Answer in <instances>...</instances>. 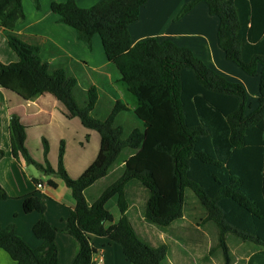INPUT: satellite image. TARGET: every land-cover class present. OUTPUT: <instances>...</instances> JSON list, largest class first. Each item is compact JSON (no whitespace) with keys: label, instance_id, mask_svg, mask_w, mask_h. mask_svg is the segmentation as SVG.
<instances>
[{"label":"trees","instance_id":"trees-1","mask_svg":"<svg viewBox=\"0 0 264 264\" xmlns=\"http://www.w3.org/2000/svg\"><path fill=\"white\" fill-rule=\"evenodd\" d=\"M200 1L219 17L218 42L226 58L249 75L260 72L259 104L249 114L245 86L228 80L190 48L157 38L132 44L129 26L139 19L147 0H103L89 8L75 0L52 2V11L76 29L80 40L91 46L96 34L101 37L108 60L121 74L124 94L142 122V127L127 132L116 120L127 109L125 103L118 102L109 117L100 119L92 114L98 99L92 87L80 105L75 98L77 79L64 68L53 69L38 50L13 33L25 19L22 0H0V26L17 56L10 63L0 60V85L25 101L37 94L53 95L68 117L79 118L101 137L94 162L72 178L63 163L64 142L57 169L48 162L40 164L26 147V126L12 116L13 155L58 175L76 201L65 227L58 228L45 217L34 225L33 233L43 240L38 248H32L14 225L0 226V249L15 264H60L58 232L80 243L72 264H94L97 249L92 236L120 244L132 264H164L168 245L152 247L143 242L127 216L126 193L137 186L146 192L144 216L151 224L166 228L181 219L186 193L192 192L205 210L206 221L217 227L224 264L233 262L228 235L262 247L247 264H264V0H194L181 13ZM34 2L39 6V0ZM44 151H49L46 139ZM4 154L0 150V160ZM117 164L123 165L122 175L89 203L86 190L109 176ZM50 184L57 185L53 180ZM114 197L121 213L116 223L107 208ZM8 198L0 183V200ZM23 208L44 214L46 204L33 195L24 200Z\"/></svg>","mask_w":264,"mask_h":264},{"label":"crops","instance_id":"crops-1","mask_svg":"<svg viewBox=\"0 0 264 264\" xmlns=\"http://www.w3.org/2000/svg\"><path fill=\"white\" fill-rule=\"evenodd\" d=\"M54 1L66 0H39V6L32 0H22L25 19L15 26L13 33L23 43L38 50L53 69L64 68L77 79L75 98L80 105L85 104L87 91L92 87L96 88L98 99L92 111L94 116L106 119L114 106L123 102L127 109L116 115L118 123L127 132L141 127L142 122L134 114V106L127 100L119 82L121 74L108 60L101 37L96 34L91 46L80 40L76 29L63 23L61 17L52 11L51 4ZM75 1L80 7L89 8L103 0ZM193 1L147 0L141 6L139 19L129 26L132 44L148 38H157L159 41L171 40L180 46L188 47L228 80L242 83L247 90L248 99L252 93L258 100L260 72L257 74L258 79L256 75L247 74L226 58L218 42L219 17L211 14L206 2L200 1L188 12L181 13L183 7ZM16 59V53L9 45L7 32L0 26V60L10 63ZM251 76H256L257 79H252ZM255 108L247 104L246 114ZM13 115L18 116L26 126V147L40 164L46 165L48 162L57 169L61 143L64 142L63 163L72 178H78L94 162L100 151L101 137L96 131L86 128L79 118L68 117L63 105L53 95L37 94L25 101L0 85V150L5 152L0 160V183L9 194L8 199L0 200V226L6 228L14 225L17 233L32 248H38L43 244V240L33 233L34 225L45 217L52 225L65 227L76 201L71 188L58 175L47 174L41 167L13 155L10 128ZM44 139L49 144L47 154L44 151ZM69 158H73V161ZM106 178L108 176L99 179L86 190V198L87 194L91 193L90 199L87 198L89 203L98 198L109 185L104 183ZM50 180L57 185L51 186ZM38 184L42 186L39 187ZM137 194L139 193H126L130 201L127 216L135 231L138 229L145 237L161 241L159 245H168L169 252L164 264H194L191 260L194 255L191 245H197V241L200 242V238L204 236L209 237L207 228L217 230L213 222L206 221L205 210L195 194L186 193L183 217L166 228H158L146 220V198L143 196L140 203ZM33 195L41 197L46 204L44 214L24 211V200ZM108 203L107 208L113 213L116 223L121 218L119 207L115 212L108 207ZM135 205H139L136 213L132 212ZM198 230L203 231L199 234L202 237L194 238L193 234ZM230 239L244 243V246L253 244L256 247L244 264H247L253 253L263 249L255 243L241 242L235 236L228 235L230 249ZM56 242L60 264H72L80 251L78 240L66 232H58ZM92 243L97 249L96 256L103 255L101 264H132L120 244L99 236H92ZM231 252L234 262L232 249ZM195 260L197 264H207L208 257L205 262L196 257ZM0 264L15 262L0 249Z\"/></svg>","mask_w":264,"mask_h":264},{"label":"rangeland","instance_id":"rangeland-1","mask_svg":"<svg viewBox=\"0 0 264 264\" xmlns=\"http://www.w3.org/2000/svg\"><path fill=\"white\" fill-rule=\"evenodd\" d=\"M32 2H34V0H32ZM234 65H236V64H234ZM256 76H254V77L251 76V78L254 79V78H256ZM257 78L259 79L258 76H257ZM77 98H78V95H77ZM251 105H253L254 108L256 106H258V100L253 97L252 93H250L249 99H248V106H251ZM69 160L73 161V158H69ZM122 173H123V165L122 164H117L112 169L110 175L108 176V178H106L104 183L105 184L109 183V185H111L112 183H114L122 175ZM132 189H134V190L133 191H129L128 190V193H139V194H137L138 199L136 198L138 200V202L142 198H144L143 196H145V198H146V192L142 188H140L139 186H137L135 188H132ZM187 193H188V195H190V193H192V192L188 191ZM90 196H91V193L87 194V198L88 199H90ZM128 198L129 197H126V199L128 201V204H129L130 201L128 200ZM117 201H118V198L114 197L108 203V207L110 209L114 210L115 212H116L117 207H118ZM140 203H141V201H140ZM138 206L139 205H135L133 207L132 212L136 213L137 210H138ZM207 230H208L209 237L204 236V238H200L201 239L200 242L195 239L198 242L197 245H191V250H192V253L194 254L193 257L191 258V260H192V262L194 264H197V261L195 260V257L201 262H205V260L208 257V260L206 261L207 264H224L223 254H222L221 250L218 249V234H217V230L215 228H211V227L207 228ZM201 233H203L202 230L196 231L193 234L194 238H198L200 236L202 237V235H199ZM136 234L143 242H145L146 244H148L149 246H152V247H155V246L159 245V243L161 242V241H155V240H152V239H149V238L145 237L143 234H141L138 231V229L136 230ZM236 241L237 240H232V239L229 240L231 249L233 250V254H234V256H233L234 257L233 264H244L245 260L249 256V254L252 253L253 250H255L256 247L253 244H247L246 246H244L245 245L244 243H240L239 241H237V242ZM212 249H215V250L212 251ZM216 249H218V250H216ZM211 257H212V259H211Z\"/></svg>","mask_w":264,"mask_h":264},{"label":"built area","instance_id":"built-area-1","mask_svg":"<svg viewBox=\"0 0 264 264\" xmlns=\"http://www.w3.org/2000/svg\"><path fill=\"white\" fill-rule=\"evenodd\" d=\"M39 187H41L42 185L41 184H38ZM104 258H103V255H99L98 257L95 255L92 259V262L94 264H101L103 262Z\"/></svg>","mask_w":264,"mask_h":264}]
</instances>
